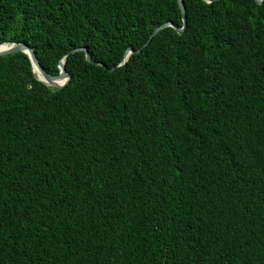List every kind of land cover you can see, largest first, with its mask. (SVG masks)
Masks as SVG:
<instances>
[{"label": "trees", "instance_id": "trees-1", "mask_svg": "<svg viewBox=\"0 0 264 264\" xmlns=\"http://www.w3.org/2000/svg\"><path fill=\"white\" fill-rule=\"evenodd\" d=\"M182 2L144 46L176 0H0V45L94 61L0 57V264H264V1Z\"/></svg>", "mask_w": 264, "mask_h": 264}, {"label": "water", "instance_id": "water-1", "mask_svg": "<svg viewBox=\"0 0 264 264\" xmlns=\"http://www.w3.org/2000/svg\"><path fill=\"white\" fill-rule=\"evenodd\" d=\"M205 3H212L214 1H219V0H202ZM257 4H260L261 2H263L264 0H254ZM178 9L181 13V18H182V26L181 27H177L175 24L171 23V22H166L158 27H156L152 33L150 34L148 41L144 44V46L149 43L151 41V39L158 34L162 29L164 28H171L173 29L177 34H182V32L184 31L185 27H186V13H185V7L183 5L182 0H176ZM75 52H83L84 56H85V60L89 63H93L94 61H92L90 55L88 54L87 50L85 48H77V49H72L68 52H66L59 60L58 63V74L57 75H51L49 73H47L39 64V61L35 55V53L33 52V50L28 46L25 45L23 43H10V44H1L0 45V57H4V56H9V55H13L15 53H24L31 64V69H32V73L35 75L37 81H39L40 83H42L43 85L47 86V87H53L56 89H61L62 87H64L67 82L70 79V76L67 74L65 67H64V61L65 58ZM138 51H134L132 48H128L122 58L120 63L118 64V66L123 65L129 58L130 55L137 53ZM97 65H100L97 63ZM61 78H65V82L62 85H57L55 83V81L57 79H61Z\"/></svg>", "mask_w": 264, "mask_h": 264}, {"label": "bare ground", "instance_id": "bare-ground-1", "mask_svg": "<svg viewBox=\"0 0 264 264\" xmlns=\"http://www.w3.org/2000/svg\"><path fill=\"white\" fill-rule=\"evenodd\" d=\"M5 44H6V43H5ZM64 82H65V78L57 79V80L55 81V83H56L57 85H62Z\"/></svg>", "mask_w": 264, "mask_h": 264}]
</instances>
